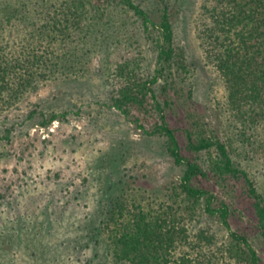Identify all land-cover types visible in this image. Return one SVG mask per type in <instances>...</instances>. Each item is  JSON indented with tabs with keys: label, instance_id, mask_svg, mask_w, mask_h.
Wrapping results in <instances>:
<instances>
[{
	"label": "rangeland",
	"instance_id": "374dc122",
	"mask_svg": "<svg viewBox=\"0 0 264 264\" xmlns=\"http://www.w3.org/2000/svg\"><path fill=\"white\" fill-rule=\"evenodd\" d=\"M134 1L157 21L160 1ZM200 2L164 0L184 69L174 70L168 91L162 90L161 77L153 91L158 100L170 102L162 113L185 157L204 167L206 153L185 148L187 132L193 139L227 142L264 196V158L238 142L223 83L206 61L196 33ZM132 28L138 40L134 52L142 73L149 76L155 65V35L145 36L135 24ZM103 44L90 41L81 71L38 83L0 112V136L9 131L7 139L0 137V264H109V210L119 204L127 218L179 193L183 168L173 163L163 136L148 133L153 118L123 115L112 106L117 80L106 66ZM50 114L56 117L42 125ZM193 183L229 203L230 228L245 234L264 264V241L249 216L242 185L232 183L228 192L211 179ZM182 217L185 222V213ZM186 226L190 233L203 227L217 239H227L217 219L199 208Z\"/></svg>",
	"mask_w": 264,
	"mask_h": 264
},
{
	"label": "trees",
	"instance_id": "16d2710c",
	"mask_svg": "<svg viewBox=\"0 0 264 264\" xmlns=\"http://www.w3.org/2000/svg\"><path fill=\"white\" fill-rule=\"evenodd\" d=\"M158 1L162 7L154 21L134 0H0V112L38 83L81 71L90 41L104 42L106 66L117 80L112 106L123 115L152 117L148 133L163 136L173 163L183 168L179 193L156 208H138L127 218L119 204L109 210V264H261L245 234L230 228L229 203L193 183L211 179L228 192L232 183H240L249 216L264 241V196L235 160L236 148L217 138L193 139L187 132L185 148L205 152L204 167L185 157L162 113L170 102L158 100L153 91L160 77L162 90L168 91L174 70L184 69L167 6ZM134 24L145 36L155 35V65L149 76L142 73L134 52L133 43L138 41ZM196 33L206 61L223 83L238 142L264 158V0H201ZM55 117L50 114L41 124ZM8 132L0 137L7 139ZM198 208L217 219L226 240L203 227L188 231L186 224Z\"/></svg>",
	"mask_w": 264,
	"mask_h": 264
}]
</instances>
